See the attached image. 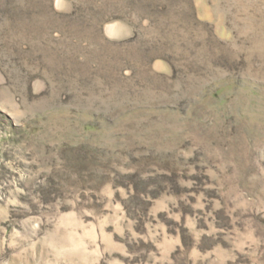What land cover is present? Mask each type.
<instances>
[{
    "label": "rangeland",
    "instance_id": "1",
    "mask_svg": "<svg viewBox=\"0 0 264 264\" xmlns=\"http://www.w3.org/2000/svg\"><path fill=\"white\" fill-rule=\"evenodd\" d=\"M0 264H264V0H0Z\"/></svg>",
    "mask_w": 264,
    "mask_h": 264
}]
</instances>
